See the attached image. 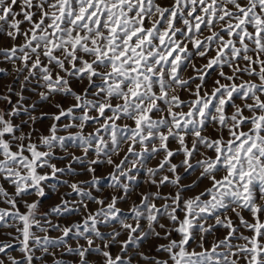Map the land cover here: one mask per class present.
<instances>
[{"label":"snow or ice","instance_id":"obj_1","mask_svg":"<svg viewBox=\"0 0 264 264\" xmlns=\"http://www.w3.org/2000/svg\"><path fill=\"white\" fill-rule=\"evenodd\" d=\"M0 36V264H264V0H0Z\"/></svg>","mask_w":264,"mask_h":264},{"label":"rangeland","instance_id":"obj_2","mask_svg":"<svg viewBox=\"0 0 264 264\" xmlns=\"http://www.w3.org/2000/svg\"><path fill=\"white\" fill-rule=\"evenodd\" d=\"M8 43L9 42H8V40H7L6 37L0 36V46H8ZM202 63H206V61L199 60V59L196 61L197 66H199ZM191 74H192V72H191V69L190 68H189V70L187 72L184 73V75L186 77L189 76V75H191ZM216 77H217V73L215 71H213V72L210 73V77L208 78V84H209V86L211 85L212 81ZM10 79H11L10 77L8 79H2V78H0V90H2V84L8 83ZM182 98H188V94L187 93H184L183 96H182ZM237 103H240V101L237 100ZM51 110H53V109H49V108H43L42 109V111H51ZM229 111H231V109H229ZM49 123H50V121H47V122H44V123H41V124L37 125V127H39L41 130H43V131L46 132V129H47ZM205 134L206 135H214V133L212 132L211 129H209L208 133H205ZM172 147H175V145L173 144ZM121 155H123V153H121ZM115 159H117V162H118V158H115ZM180 159H183V157L181 156V157L175 158L174 162H177L178 163ZM156 163H157L156 160H151V161L148 162V166L149 167H154ZM58 166H61L62 167L63 165H58ZM111 170L112 169L110 167L104 166V167H102L101 169L98 170L97 175L103 178ZM180 171L183 172V169H181ZM196 175H198V173H196L195 175H192V176L186 178L183 181V183H185V184L191 183V181L196 178ZM136 176H137V179L134 182L133 186L136 187L138 185L139 186L138 187V191H140V192L149 191V190L155 191L154 188L149 189V186L144 183L145 176H144V171L143 170H140L138 173H136ZM81 178H86V177H81ZM107 185H108V182L102 179V183L100 185V187L103 189L102 195L107 196V195H109L111 193L112 190L110 188H108ZM207 186H209V183H208L207 180H205L200 185V187L195 190V192H188L187 195H195V194L199 193L200 191H202L203 188H205ZM9 191H12V189L9 188ZM60 191L61 192H65V191H67V189L61 188ZM165 191H169V189H165ZM27 199L29 201H31V200L35 199V197H28ZM132 200H136L138 202L139 197L134 193L132 195ZM58 202H59V195H53L51 193V191H49L48 196L46 198H44V200L42 201V206L40 208V212L43 213V212L47 211L51 205H53L55 203H58ZM129 203H131V201H129ZM3 206L4 205H0V207H3ZM118 206L121 207L122 209H124L125 211H127V209H128V204H125V203H121ZM90 207L91 208H95L96 206L90 204ZM21 211H24L23 207H21ZM180 215H181V218H182V214H180ZM245 215H247V214H245ZM74 218L75 219H79V217H74ZM53 219H54V222H56L55 221V218H53ZM59 222L64 223V222H67V220L62 218ZM100 227H101V230L104 231V232H107V231H110L111 230L109 227H106V226H103V225H101ZM7 230L8 229H5V231H7ZM51 235L52 236H56V235H59V233L53 232V233H51ZM123 238L124 237H121V239H123ZM211 239L212 238L210 237L209 238V243H211ZM154 243H156V242H148V243H146L145 246H144V248L142 250L148 251L149 248H152V246H153ZM115 251H118V248L117 249H114V253H115ZM149 254L150 255H154L155 253H154V251H152V252H149ZM138 264H142V262H139L138 261Z\"/></svg>","mask_w":264,"mask_h":264}]
</instances>
